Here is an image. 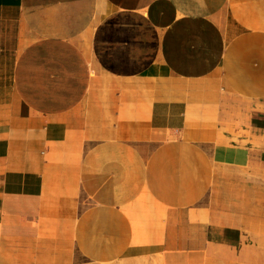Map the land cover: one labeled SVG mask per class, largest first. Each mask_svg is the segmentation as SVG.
<instances>
[{
    "label": "crops",
    "instance_id": "0c3cea01",
    "mask_svg": "<svg viewBox=\"0 0 264 264\" xmlns=\"http://www.w3.org/2000/svg\"><path fill=\"white\" fill-rule=\"evenodd\" d=\"M0 264H264V0H0Z\"/></svg>",
    "mask_w": 264,
    "mask_h": 264
},
{
    "label": "bare ground",
    "instance_id": "6f19581e",
    "mask_svg": "<svg viewBox=\"0 0 264 264\" xmlns=\"http://www.w3.org/2000/svg\"><path fill=\"white\" fill-rule=\"evenodd\" d=\"M156 259V258H155ZM142 262V261H141ZM137 263H138V261H137Z\"/></svg>",
    "mask_w": 264,
    "mask_h": 264
}]
</instances>
